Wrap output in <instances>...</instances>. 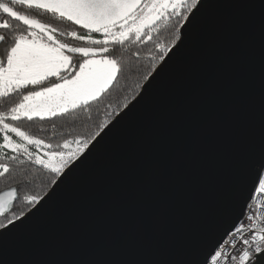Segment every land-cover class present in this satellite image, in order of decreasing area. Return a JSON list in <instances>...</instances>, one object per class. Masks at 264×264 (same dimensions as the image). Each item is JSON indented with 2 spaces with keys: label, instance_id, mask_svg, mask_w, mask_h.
<instances>
[{
  "label": "water",
  "instance_id": "water-1",
  "mask_svg": "<svg viewBox=\"0 0 264 264\" xmlns=\"http://www.w3.org/2000/svg\"><path fill=\"white\" fill-rule=\"evenodd\" d=\"M208 32L39 213L38 203L21 216L29 220L9 238L12 258L33 264L166 258L188 250L219 215L234 152L248 142L259 107L262 40L258 19L238 7L214 13Z\"/></svg>",
  "mask_w": 264,
  "mask_h": 264
},
{
  "label": "snow or ice",
  "instance_id": "snow-or-ice-1",
  "mask_svg": "<svg viewBox=\"0 0 264 264\" xmlns=\"http://www.w3.org/2000/svg\"><path fill=\"white\" fill-rule=\"evenodd\" d=\"M17 5L36 12L51 13L60 21L79 26V30L67 31L42 23L34 16L15 10L14 6ZM225 7L247 9L254 21L258 19L262 50L258 111L249 124L248 142L238 145L234 152L235 163L227 179L221 212L201 230L188 250L166 258L77 261L72 264H264V216L258 217L255 212L247 214V210L253 207L250 201L264 196V0H242L236 4L225 3L224 0L0 2V12L26 26V30L17 32L9 19L0 18V29L16 32L6 61L0 60V97H7L11 93L22 95L19 103L6 115L0 114V131L4 132L0 148L10 149L15 154L7 156L11 161H18L19 154H23L28 161L48 169L54 177H62L59 182L56 178L50 181L56 187L46 200L38 195L23 197L30 205L40 204L36 213L53 199L57 189L93 156L102 142L141 104L177 59L198 39L209 38L208 29L214 13ZM161 20L172 28V47L157 45L162 53L159 59L163 63L144 77L147 84L139 99L130 107L125 104L127 111L110 126L109 122H102L98 125L99 130L87 138L65 139L62 144H53L45 143L44 139L5 122L9 118L17 121L21 117L29 121L34 117L45 120L46 117L62 115L70 110L88 108L92 101L99 102L113 82L117 81L118 75L125 72L121 58L115 55L116 46L141 41L142 37L151 40V32L156 30L154 25ZM94 33L100 34L101 38H95ZM6 39V35H0V41ZM75 42H82V45ZM148 76H151L150 80ZM23 89H27L26 94L21 93ZM9 133L18 137L19 142ZM28 146H33L37 151H30ZM41 148L45 149L43 156L38 152ZM10 170L9 164L0 163V177L10 173ZM17 191L13 187L0 196V216L3 217L0 229H4L0 232V264H33L31 261L14 259L9 253V238L23 229L29 220V217L21 219L23 212L8 215L14 207ZM259 203L264 208V201ZM16 220L20 223L16 224Z\"/></svg>",
  "mask_w": 264,
  "mask_h": 264
},
{
  "label": "trees",
  "instance_id": "trees-1",
  "mask_svg": "<svg viewBox=\"0 0 264 264\" xmlns=\"http://www.w3.org/2000/svg\"><path fill=\"white\" fill-rule=\"evenodd\" d=\"M14 7L15 10L34 16L40 19L42 23L55 26L58 29L79 30V26L71 25V22L68 21H60L51 13L36 12V10H28L19 5ZM10 19L17 32L26 30V26L12 18ZM154 28L156 30L151 32V40L142 37L141 41L125 42L123 47L116 46L115 55L121 58L125 72L123 75H118L117 81L113 82V85L102 95L99 102L92 101L90 102L91 106L88 108L70 110L62 115L46 117L45 120L33 118L32 121H29L26 118H21L17 121L6 119L5 122L21 127L22 130L28 131L37 138L44 139L45 143L62 144L65 139H84L94 134L99 130V124L111 122L125 108L124 105H128L138 95L142 85L146 82L144 77L156 68L161 61L159 57L162 53L157 45L171 47L172 28L170 24L161 20L154 25ZM80 31L83 34V31ZM15 34L16 32L12 30L2 43L0 60L6 61L7 51L13 44ZM75 43L82 45V42ZM21 93L26 94L27 89L21 90ZM21 99L22 95L17 93L0 97V114L6 115ZM7 156H11V154L0 157V163L9 164L11 169L10 173L0 177V194L9 191L13 187L17 188V198L13 201L14 207L8 215H20L21 212L24 215L33 205L28 204L23 197L26 195L43 197L52 186L50 181L57 177H54V174L44 167L28 161L23 154H19V159L15 162L7 159ZM20 160H23V163H20ZM2 220L3 217L1 216L0 221ZM4 222L6 223V221Z\"/></svg>",
  "mask_w": 264,
  "mask_h": 264
},
{
  "label": "rangeland",
  "instance_id": "rangeland-1",
  "mask_svg": "<svg viewBox=\"0 0 264 264\" xmlns=\"http://www.w3.org/2000/svg\"><path fill=\"white\" fill-rule=\"evenodd\" d=\"M94 37H95V38H101V37H100V34H98V33L94 34ZM123 109H124V108H123ZM21 118H24V117H21ZM34 118H38V117H34ZM9 119H10V118H9ZM111 121H112V120H111ZM0 127H2V125H0ZM3 135H4V132L0 131V145L3 144ZM9 135H11V136L13 137L14 140H16L17 142H19V138H18V137H15L14 134L9 133ZM28 147H29V150H30V151H37L33 146H28ZM72 147L75 148L76 145L73 144ZM44 151H45V149H43V148H41V149L38 150V152H39V154H40L41 156H43V152H44ZM10 154H11V155H15L14 153L11 152L10 149H3V148H0V157H1V156H5V155H10ZM37 165H38V164H37ZM40 166H41V165H40ZM45 169H46V168H45ZM47 170H48V169H47Z\"/></svg>",
  "mask_w": 264,
  "mask_h": 264
},
{
  "label": "built area",
  "instance_id": "built-area-1",
  "mask_svg": "<svg viewBox=\"0 0 264 264\" xmlns=\"http://www.w3.org/2000/svg\"><path fill=\"white\" fill-rule=\"evenodd\" d=\"M259 201H264V196H259L258 198H254L252 201H250V203L253 205V207L250 210H247L248 215H251L253 212H255V214L258 217L264 216V208H261ZM229 239H231V237H229ZM222 264H223V262H222Z\"/></svg>",
  "mask_w": 264,
  "mask_h": 264
},
{
  "label": "flooded vegetation",
  "instance_id": "flooded-vegetation-1",
  "mask_svg": "<svg viewBox=\"0 0 264 264\" xmlns=\"http://www.w3.org/2000/svg\"><path fill=\"white\" fill-rule=\"evenodd\" d=\"M0 18L9 19V23L13 25V22L11 21L10 18L7 17L6 14L0 12ZM13 28L15 29L16 27L13 25ZM10 32H12V29H0V35H6V37H8ZM2 43H4V41H0V48L2 46Z\"/></svg>",
  "mask_w": 264,
  "mask_h": 264
}]
</instances>
